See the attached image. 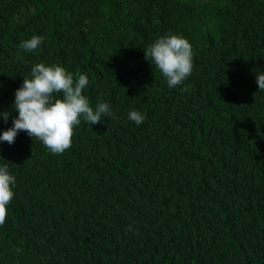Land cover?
Returning a JSON list of instances; mask_svg holds the SVG:
<instances>
[{
  "label": "trees",
  "instance_id": "1",
  "mask_svg": "<svg viewBox=\"0 0 264 264\" xmlns=\"http://www.w3.org/2000/svg\"><path fill=\"white\" fill-rule=\"evenodd\" d=\"M168 34L193 52L175 88L143 51ZM36 63L86 75L115 115L81 117L61 154L0 141V264H264V0H0V133Z\"/></svg>",
  "mask_w": 264,
  "mask_h": 264
},
{
  "label": "clouds",
  "instance_id": "2",
  "mask_svg": "<svg viewBox=\"0 0 264 264\" xmlns=\"http://www.w3.org/2000/svg\"><path fill=\"white\" fill-rule=\"evenodd\" d=\"M43 39L34 35L22 41L19 48L23 52H34ZM143 51L146 61L161 72L169 88L181 85L192 73V45L182 36H161ZM256 83L258 90L264 91V73L256 74ZM88 84L86 75L80 74L74 80L73 74L58 64L32 65L31 78L23 79L15 91L13 107L18 115L12 120V126L0 133V141L11 145L17 134L23 131L40 140L52 154L63 153L72 146L73 128L81 123V117L91 125L115 115L109 103L99 102L95 109L90 106L89 99L82 94ZM184 90L187 91L186 88ZM56 94H62V97L57 99ZM2 115L7 123L10 113ZM128 119L139 126L146 120V115L132 110ZM15 184L16 178L10 174L7 165L0 166V226L6 221L7 206L13 199ZM129 230H132L131 226Z\"/></svg>",
  "mask_w": 264,
  "mask_h": 264
}]
</instances>
